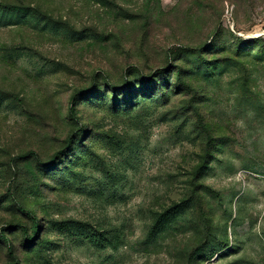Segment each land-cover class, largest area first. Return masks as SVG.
<instances>
[{
    "label": "rangeland",
    "instance_id": "1",
    "mask_svg": "<svg viewBox=\"0 0 264 264\" xmlns=\"http://www.w3.org/2000/svg\"><path fill=\"white\" fill-rule=\"evenodd\" d=\"M0 4V264H264V0Z\"/></svg>",
    "mask_w": 264,
    "mask_h": 264
},
{
    "label": "trees",
    "instance_id": "2",
    "mask_svg": "<svg viewBox=\"0 0 264 264\" xmlns=\"http://www.w3.org/2000/svg\"><path fill=\"white\" fill-rule=\"evenodd\" d=\"M23 11H24V10H23L22 8H19V7L10 6V5H1V4H0V12H1V13H3V12H9V13L20 12V13H21V12H23ZM77 98H78V96H75V97H74V101H76ZM69 143L71 144V143H72V140H70ZM58 156H59V155H57V157H58ZM27 157H33L38 163L42 164L40 157H39L36 153H34V152H30V153H29L28 155H26L24 158H27ZM44 165H45V164H44ZM47 165H48V164H47ZM20 211L24 212L26 215L31 216L30 213L27 212L24 208H20ZM37 228H38V225L36 224V226H35V229H36V230H35V233H37ZM98 236H99V235H97V234H95V233H91L89 238L97 243V242H98V239H97ZM32 239H33V237H32ZM32 239L29 238L28 243H31ZM5 240L8 241L7 238H5ZM10 249H11V247H10Z\"/></svg>",
    "mask_w": 264,
    "mask_h": 264
}]
</instances>
